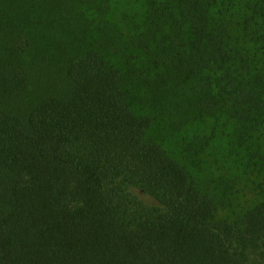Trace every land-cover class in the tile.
Here are the masks:
<instances>
[{
  "label": "trees",
  "instance_id": "trees-1",
  "mask_svg": "<svg viewBox=\"0 0 264 264\" xmlns=\"http://www.w3.org/2000/svg\"><path fill=\"white\" fill-rule=\"evenodd\" d=\"M0 264H264V0H0Z\"/></svg>",
  "mask_w": 264,
  "mask_h": 264
},
{
  "label": "rangeland",
  "instance_id": "rangeland-1",
  "mask_svg": "<svg viewBox=\"0 0 264 264\" xmlns=\"http://www.w3.org/2000/svg\"><path fill=\"white\" fill-rule=\"evenodd\" d=\"M207 134L204 132L201 133L200 139L203 141L206 138ZM220 139V138H219ZM216 139L215 141L212 140L210 143V146L208 144L205 145L206 149L204 148V151L202 152L203 156H208L207 158L205 157H199V161L204 162L205 168H203L204 174L208 176L211 179H218L221 175H226L229 177L234 176L233 174V166L227 167L226 164H224L221 160L215 162V156H213L212 149L213 146H218L220 144V140ZM218 159V156H216ZM231 165V164H230ZM239 185L237 186L238 190H236V193L234 195H230V200L229 202L232 203V206H229L230 209L234 208L235 206L241 207V208H236V211L239 212L248 207L250 203H253V197H254V190L253 187H249L248 183H243V180L239 181ZM241 186V188H240ZM230 189L226 188V191ZM226 197V196H225ZM229 215H231V212H229Z\"/></svg>",
  "mask_w": 264,
  "mask_h": 264
}]
</instances>
